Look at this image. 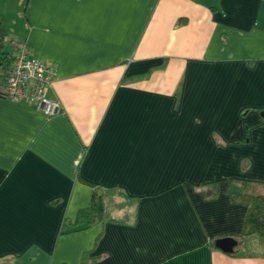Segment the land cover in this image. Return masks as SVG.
<instances>
[{
  "label": "crops",
  "instance_id": "obj_1",
  "mask_svg": "<svg viewBox=\"0 0 264 264\" xmlns=\"http://www.w3.org/2000/svg\"><path fill=\"white\" fill-rule=\"evenodd\" d=\"M0 26L61 105L0 97V264H264L233 198L264 194V0H0Z\"/></svg>",
  "mask_w": 264,
  "mask_h": 264
},
{
  "label": "built area",
  "instance_id": "obj_2",
  "mask_svg": "<svg viewBox=\"0 0 264 264\" xmlns=\"http://www.w3.org/2000/svg\"><path fill=\"white\" fill-rule=\"evenodd\" d=\"M54 78L52 63L35 57L26 42H17L0 97L13 103L34 106L48 117L54 116L61 112L59 102L47 96Z\"/></svg>",
  "mask_w": 264,
  "mask_h": 264
},
{
  "label": "trees",
  "instance_id": "obj_3",
  "mask_svg": "<svg viewBox=\"0 0 264 264\" xmlns=\"http://www.w3.org/2000/svg\"><path fill=\"white\" fill-rule=\"evenodd\" d=\"M6 36V32L0 26V74L2 75L0 86L3 85L4 76L11 65L14 52L13 50L10 53L7 50ZM256 184L251 181H242L239 190L233 192L235 201L248 206L242 232L236 237L240 242H244L246 238L251 236H258L264 239V194L254 193ZM98 190V188L94 187L90 206L78 214L77 226L81 228L87 227L92 222L101 220L105 216V210L112 204L111 201L110 203L107 201L111 200V196H107L106 192L99 193Z\"/></svg>",
  "mask_w": 264,
  "mask_h": 264
},
{
  "label": "water",
  "instance_id": "obj_4",
  "mask_svg": "<svg viewBox=\"0 0 264 264\" xmlns=\"http://www.w3.org/2000/svg\"><path fill=\"white\" fill-rule=\"evenodd\" d=\"M262 118H264V111L260 114ZM216 246L224 251L225 253H232L237 242L233 238H225L222 240L216 241Z\"/></svg>",
  "mask_w": 264,
  "mask_h": 264
},
{
  "label": "rangeland",
  "instance_id": "obj_5",
  "mask_svg": "<svg viewBox=\"0 0 264 264\" xmlns=\"http://www.w3.org/2000/svg\"><path fill=\"white\" fill-rule=\"evenodd\" d=\"M25 3H26V1H25ZM25 3H24V6H25ZM5 43H6V45H7V47H6V48H7V50L10 52V51H11V49L9 48V42H8V40H6V42H5Z\"/></svg>",
  "mask_w": 264,
  "mask_h": 264
}]
</instances>
